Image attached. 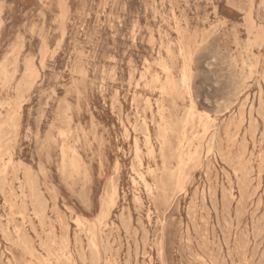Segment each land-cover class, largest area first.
I'll list each match as a JSON object with an SVG mask.
<instances>
[{
    "label": "rangeland",
    "instance_id": "rangeland-1",
    "mask_svg": "<svg viewBox=\"0 0 264 264\" xmlns=\"http://www.w3.org/2000/svg\"><path fill=\"white\" fill-rule=\"evenodd\" d=\"M262 1L0 0V264H264Z\"/></svg>",
    "mask_w": 264,
    "mask_h": 264
},
{
    "label": "bare ground",
    "instance_id": "bare-ground-1",
    "mask_svg": "<svg viewBox=\"0 0 264 264\" xmlns=\"http://www.w3.org/2000/svg\"><path fill=\"white\" fill-rule=\"evenodd\" d=\"M264 1H262V3H263ZM253 20V19H252ZM250 21H251V19H250ZM254 25V24H253ZM252 26V25H251ZM237 40V39H236ZM235 41V40H234ZM240 42V41H239ZM235 43V42H234ZM238 43V42H237ZM249 43V42H248ZM236 44V43H235ZM258 44V43H257ZM237 45V44H236ZM247 45V44H246ZM250 46V45H249ZM244 47V46H243ZM248 48V47H247ZM245 49V48H244ZM246 51V50H245ZM247 52H249V50L247 51ZM224 54H225V52H223ZM187 54H192V53H187ZM228 54V53H227ZM189 57L191 56V55H188ZM241 56H242V54H241ZM233 57H234V55H233ZM233 57H232V59H233ZM222 58H223V56H222ZM228 58H230V55H229V57ZM227 58V59H228ZM240 58V57H239ZM242 59H244V58H242ZM222 60V59H221ZM224 60H226V58L224 59ZM229 60V59H228ZM234 60V59H233ZM241 60V59H240ZM223 61V60H222ZM243 61V60H242ZM246 60L244 59V62H245ZM236 62V61H235ZM164 63V62H163ZM166 64V63H165ZM233 64V63H232ZM235 64V63H234ZM247 64V63H246ZM161 65H163V64H161ZM238 65V64H237ZM236 65V67H238ZM242 65H243V63H242ZM249 65V64H248ZM244 66V65H243ZM241 67V69L239 70L240 71V73L238 74V76L236 77V79H240L241 78V74L243 73V74H245L242 70L244 69V67ZM246 67V66H245ZM164 68V67H163ZM169 70V69H168ZM212 73V72H211ZM259 74V73H258ZM263 74V73H262ZM186 77V76H185ZM243 78V77H242ZM170 79V78H169ZM242 80V79H241ZM170 82V81H169ZM241 87H242V85H241ZM175 90H176V87H175ZM241 93V92H240ZM189 94V93H188ZM245 103V102H244ZM162 107V106H161ZM251 107V106H250ZM168 109V108H167ZM253 109V108H252ZM162 110V109H161ZM234 110V109H233ZM163 111V110H162ZM158 113V112H157ZM161 113V112H160ZM195 114V113H194ZM161 115H162V113H161ZM208 116V115H207ZM194 117H195V115H194ZM199 117V116H198ZM162 118H165V116H163ZM171 118V117H170ZM188 118V117H187ZM211 119V118H210ZM209 119V120H210ZM209 120H204V121H202V125H201V127H205V130H206V128H207V125L209 124L208 123V121ZM162 121V120H161ZM180 121V120H179ZM188 121V120H187ZM213 121V120H212ZM210 122V121H209ZM159 123H160V121H159ZM158 123V124H159ZM244 123V122H243ZM163 124V123H162ZM191 124V123H190ZM211 124V123H210ZM164 125V124H163ZM167 124L165 123V126H166ZM173 125V124H172ZM164 126V127H165ZM198 126H200V124L198 125ZM157 127H159V125L157 126ZM163 126H162V129L164 128ZM167 127V126H166ZM173 127V126H172ZM237 127H238V125H237ZM170 128V127H169ZM180 128V127H179ZM186 128H187V126H186ZM200 128V127H199ZM208 128H209V126H208ZM208 128H207V131H208ZM160 129V128H159ZM168 130V129H167ZM146 131V130H145ZM157 131H158V128H157ZM169 131V130H168ZM163 132H164V130H163ZM203 132H205L204 130H203ZM147 133H149V132H147ZM162 133V132H161ZM196 133V132H195ZM186 134H187V132H186ZM160 135V134H159ZM194 135V134H193ZM264 135V134H263ZM166 136H167V134H166ZM177 136V135H176ZM203 136V135H202ZM134 137V136H133ZM161 137H163V135L161 136ZM189 137V136H188ZM255 137V136H254ZM159 140V139H158ZM165 140V139H164ZM186 140V139H185ZM160 141V140H159ZM187 141V140H186ZM185 141V142H186ZM210 142V141H209ZM202 143V142H201ZM179 147L177 148L178 149V153H179V157L181 158V162H183L184 161V150H183V146H182V144H181V140H180V142H179ZM261 144V143H260ZM161 145V144H160ZM183 145H184V143H183ZM213 145V144H212ZM188 146V145H187ZM255 146V145H254ZM208 147V146H207ZM161 148V147H160ZM163 148V147H162ZM161 148V149H162ZM186 148V147H185ZM187 148H189V147H187ZM192 149V148H191ZM195 149L196 148H194V151H195ZM168 150V149H167ZM190 151V150H189ZM186 152V151H185ZM193 152V151H192ZM153 153V152H152ZM177 153V152H176ZM177 153V154H178ZM187 153H188V151H187ZM164 154V153H163ZM162 154V155H163ZM200 154V153H199ZM251 154V153H250ZM140 155V154H139ZM151 156V155H150ZM177 156V155H176ZM193 156V155H192ZM196 157H197V155H196ZM178 159V158H177ZM188 159V158H187ZM190 159V158H189ZM197 159V158H196ZM179 160V159H178ZM141 161V160H140ZM192 162V161H191ZM200 162V161H199ZM171 165V164H170ZM241 166V165H240ZM241 167H243V166H241ZM183 169V168H182ZM167 170V169H166ZM168 170H170V169H168ZM188 171H190V170H188ZM178 172V171H177ZM236 172V171H235ZM238 178V177H237ZM142 179V178H141ZM182 179V178H181ZM180 179V180H181ZM161 180V179H160ZM142 182H144V180L142 181ZM186 182V181H185ZM242 182V181H241ZM145 183V182H144ZM182 183V182H181ZM181 185V184H180ZM145 187H146V184H145ZM32 188H33V186H32ZM31 188V189H32ZM148 190V189H147ZM228 191V190H227ZM152 192V191H151ZM229 192V191H228ZM117 196V191H116V188H114V190H113V192H112V194H111V199L110 200H113V199H115V197ZM32 198V197H31ZM223 199V198H222ZM225 199V198H224ZM38 201V200H37ZM40 201V200H39ZM12 202H14V201H12ZM20 204V203H19ZM39 204H41V203H39ZM114 204V203H113ZM112 204V205H113ZM42 205V204H41ZM111 205V206H112ZM23 206V205H22ZM41 207V206H40ZM42 208V207H41ZM43 209H44V207H43ZM109 210V209H108ZM26 211V210H25ZM40 211H42V209L40 210ZM35 213L36 214H38L39 215V211H35ZM106 213H108V212H106ZM13 214V213H12ZM35 214V215H36ZM43 214H45V213H43ZM73 214V213H72ZM102 215V214H101ZM48 217V216H47ZM105 217V216H104ZM43 221V220H42ZM50 222V221H49ZM78 222V221H77ZM80 222V221H79ZM40 224V223H39ZM80 224V223H79ZM84 225V224H83ZM43 226V225H42ZM78 227V226H77ZM23 228V227H22ZM34 232V231H33ZM36 232V231H35ZM48 232V231H47ZM87 232H88V234L90 235V238H91V243H92V245L93 246H96V242H95V235H94V231H93V229L92 228H87ZM54 233V232H53ZM48 234V233H47ZM151 234V233H150ZM5 235V234H4ZM53 235V234H52ZM88 236V235H87ZM7 238V237H6ZM16 241V240H15ZM55 244V243H54ZM26 245V244H25ZM91 245V246H92ZM44 248V247H43ZM50 248V247H49ZM108 249V248H107ZM200 259V258H199ZM44 263V262H43ZM46 263V262H45ZM67 263V262H66Z\"/></svg>",
    "mask_w": 264,
    "mask_h": 264
}]
</instances>
